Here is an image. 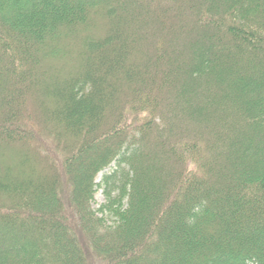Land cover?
I'll use <instances>...</instances> for the list:
<instances>
[{"label": "trees", "instance_id": "obj_1", "mask_svg": "<svg viewBox=\"0 0 264 264\" xmlns=\"http://www.w3.org/2000/svg\"><path fill=\"white\" fill-rule=\"evenodd\" d=\"M0 264H264V0H0Z\"/></svg>", "mask_w": 264, "mask_h": 264}, {"label": "rangeland", "instance_id": "obj_2", "mask_svg": "<svg viewBox=\"0 0 264 264\" xmlns=\"http://www.w3.org/2000/svg\"><path fill=\"white\" fill-rule=\"evenodd\" d=\"M36 146H37V143L35 144ZM47 146L49 147V149H51V151L52 150H56V152H57V149H54L55 148V146L53 145V144H51V142H47ZM38 147H40V146H38ZM43 150V152L46 154V152H49V150H47V149H45V148H42ZM60 150V149H59ZM55 159H56V161H57V158L55 157ZM103 173L104 172H101L98 176H97V180H101V178H102V176H103ZM96 199H97V201L99 202V203H101L102 201H103V193H102V190H99L98 192H97V194H96Z\"/></svg>", "mask_w": 264, "mask_h": 264}]
</instances>
